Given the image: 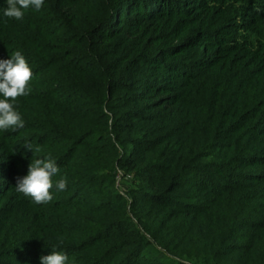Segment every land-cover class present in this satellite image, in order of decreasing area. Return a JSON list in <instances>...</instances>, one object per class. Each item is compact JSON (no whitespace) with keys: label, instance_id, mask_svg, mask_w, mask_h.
Listing matches in <instances>:
<instances>
[{"label":"trees","instance_id":"16d2710c","mask_svg":"<svg viewBox=\"0 0 264 264\" xmlns=\"http://www.w3.org/2000/svg\"><path fill=\"white\" fill-rule=\"evenodd\" d=\"M17 50L0 264H264V0H45L0 12ZM48 154L68 186L36 204L15 186Z\"/></svg>","mask_w":264,"mask_h":264},{"label":"clouds","instance_id":"9594fccd","mask_svg":"<svg viewBox=\"0 0 264 264\" xmlns=\"http://www.w3.org/2000/svg\"><path fill=\"white\" fill-rule=\"evenodd\" d=\"M45 0H5V7L0 8L4 17L21 21L25 11L41 10ZM33 75L32 68L22 54L17 50L11 53L9 59L0 60V132L24 128L25 120L17 109V98L30 95L29 81ZM34 153L39 149L27 145ZM60 173L57 160L48 154L42 158L31 160L27 175L18 178L15 190L29 197L34 203H47L53 199L54 191L67 189V178L61 176L58 180L53 177ZM41 264H74L64 251L52 248L48 255L40 256Z\"/></svg>","mask_w":264,"mask_h":264},{"label":"rangeland","instance_id":"374dc122","mask_svg":"<svg viewBox=\"0 0 264 264\" xmlns=\"http://www.w3.org/2000/svg\"><path fill=\"white\" fill-rule=\"evenodd\" d=\"M123 180V182H122V187L124 188V189H129L131 186H132V184H131V178L130 177H127V178H125V179H122ZM164 262L166 263L167 261L166 260H164Z\"/></svg>","mask_w":264,"mask_h":264}]
</instances>
